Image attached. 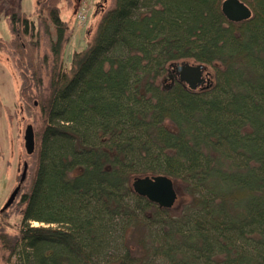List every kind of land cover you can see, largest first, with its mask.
<instances>
[{
  "label": "trees",
  "instance_id": "16d2710c",
  "mask_svg": "<svg viewBox=\"0 0 264 264\" xmlns=\"http://www.w3.org/2000/svg\"><path fill=\"white\" fill-rule=\"evenodd\" d=\"M224 1L111 0L69 65L61 0L37 11L51 57L35 22L12 14L21 96L39 125L20 229L1 235L9 260L264 264V0H241L253 13L241 22ZM181 61L213 67L211 84L190 91L169 76L164 87ZM157 174L185 185L182 214L134 192V177Z\"/></svg>",
  "mask_w": 264,
  "mask_h": 264
},
{
  "label": "rangeland",
  "instance_id": "374dc122",
  "mask_svg": "<svg viewBox=\"0 0 264 264\" xmlns=\"http://www.w3.org/2000/svg\"><path fill=\"white\" fill-rule=\"evenodd\" d=\"M43 0H0V40L3 47H0V210L4 207L16 186L20 183L23 173L24 162L34 166V157L28 155L25 150L24 133L28 124H32L34 130L39 125L32 115L28 113L26 102L22 95V79L17 68V57L11 46L14 35L11 29L10 17L13 13H25L35 22L40 37L39 56L51 57L50 38L45 32L44 23L39 20V3ZM112 5L111 0H61V18L65 20L69 29L72 30V37L64 52L66 65L72 61L75 50L85 48L88 41L92 39L101 13ZM86 14L84 20H79V14ZM46 15V13H43ZM52 28V39L55 38ZM208 71L214 74V68L208 67ZM46 74V73H45ZM46 76V75H45ZM44 76L46 84L48 78ZM168 78V75H165ZM170 79L163 80L164 87H167ZM34 101L33 103H36ZM37 104V103H36ZM40 108L35 106L34 113L39 114ZM171 126L170 123H167ZM29 182L23 183L22 191L10 208L0 215V264H15L16 259H8V254L1 240V235L11 237L18 233L22 217L20 216L21 195L27 191ZM175 188L178 192L176 205L170 209L172 215L182 214V210L189 203V195L183 183L175 181ZM33 226H46L37 222Z\"/></svg>",
  "mask_w": 264,
  "mask_h": 264
},
{
  "label": "water",
  "instance_id": "95a60500",
  "mask_svg": "<svg viewBox=\"0 0 264 264\" xmlns=\"http://www.w3.org/2000/svg\"><path fill=\"white\" fill-rule=\"evenodd\" d=\"M222 12L232 22L248 20L253 14L251 8L241 0H225L222 3ZM171 72L177 74V80L190 91L198 90L206 81L211 84L213 79L207 65L192 61L173 63L170 67ZM24 142L26 153L33 155L36 150V137L32 124H28L25 129ZM27 171L28 163L24 166L21 182L26 179ZM131 186L137 195L147 198L160 208L172 209L177 203L178 192L175 188V181L168 175L136 176L133 178ZM19 191L20 185L14 189L3 209H7L15 202Z\"/></svg>",
  "mask_w": 264,
  "mask_h": 264
},
{
  "label": "flooded vegetation",
  "instance_id": "af4514ba",
  "mask_svg": "<svg viewBox=\"0 0 264 264\" xmlns=\"http://www.w3.org/2000/svg\"><path fill=\"white\" fill-rule=\"evenodd\" d=\"M0 43H1V40H0ZM2 44H4V43H2ZM2 44H0V47H3V45ZM169 76H171V77H173V79L172 80H177V74H175V73H173V72H171L170 74H168V78H165V81L167 80V79H170L169 78ZM207 78V77H206ZM208 79V78H207ZM171 80V79H170ZM209 84L207 83V81L202 85V87H199V91L200 90H203L204 88H206L207 86H208ZM186 87V86H185ZM187 88V87H186ZM188 89V88H187ZM198 90H196V91H198ZM27 162H24V166H25V164H26ZM24 166H23V170H24ZM22 177V176H21ZM20 185V191H19V195H20V193H21V189H22V183H21V181H20V183L17 185V186H19ZM16 186V187H17ZM8 201V200H7ZM16 201V200H15ZM5 206V205H4ZM4 208V207H3ZM1 209L0 210V215H3L10 207H8L7 209Z\"/></svg>",
  "mask_w": 264,
  "mask_h": 264
},
{
  "label": "built area",
  "instance_id": "2783aa9c",
  "mask_svg": "<svg viewBox=\"0 0 264 264\" xmlns=\"http://www.w3.org/2000/svg\"><path fill=\"white\" fill-rule=\"evenodd\" d=\"M84 18H86V14L82 11V13L79 14V20H84Z\"/></svg>",
  "mask_w": 264,
  "mask_h": 264
},
{
  "label": "bare ground",
  "instance_id": "6f19581e",
  "mask_svg": "<svg viewBox=\"0 0 264 264\" xmlns=\"http://www.w3.org/2000/svg\"><path fill=\"white\" fill-rule=\"evenodd\" d=\"M35 224H38L37 222H35Z\"/></svg>",
  "mask_w": 264,
  "mask_h": 264
}]
</instances>
